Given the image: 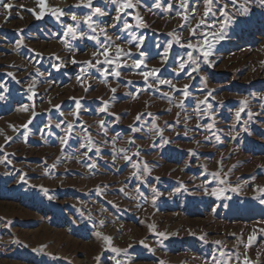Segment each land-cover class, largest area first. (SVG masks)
Masks as SVG:
<instances>
[{
	"label": "rangeland",
	"instance_id": "rangeland-1",
	"mask_svg": "<svg viewBox=\"0 0 264 264\" xmlns=\"http://www.w3.org/2000/svg\"><path fill=\"white\" fill-rule=\"evenodd\" d=\"M181 2L44 0L38 20V0H0V264H264V7L219 0L234 19L209 66L176 43L200 39L204 0ZM97 7L107 39L83 22ZM108 44L119 77L85 63ZM153 69L174 87L147 88L138 73Z\"/></svg>",
	"mask_w": 264,
	"mask_h": 264
},
{
	"label": "snow or ice",
	"instance_id": "snow-or-ice-1",
	"mask_svg": "<svg viewBox=\"0 0 264 264\" xmlns=\"http://www.w3.org/2000/svg\"><path fill=\"white\" fill-rule=\"evenodd\" d=\"M113 2L118 4V7L116 9V11L118 13H120L121 10L134 9L136 7V5L132 3V0H113ZM230 2H231V5L236 9L237 13H239L240 15L249 14V12H250L249 4L250 3H255L258 6L264 7V0H242V3L240 2V0H230ZM218 3H219V0H204V14H203V16L201 17V19L199 20V22L197 23L195 28L189 29L191 36H199L200 37V39H198L196 43H193L191 40L187 41L186 43H181L179 38L176 39V43L179 44L181 47H187L188 49H191L193 51H198L200 53V55L203 57V63L208 64L209 66H211L209 56L213 52L214 42H218L219 40L224 39L225 29L229 26V24L232 23V21L234 19V17L226 11V9L228 8L227 3L224 5V7L217 8V10L214 11V7H216L218 5ZM38 4H39V7L41 9V11L39 13H37L34 9H28V11L32 12V14L36 17V19L39 20L44 15V12H43V9L45 8L44 0H38ZM85 6L91 8L92 7L91 0H88V3ZM3 7L6 10H9L11 8V5L5 3V4H3ZM181 7H184V8L187 7V0H182ZM51 11H52V15L55 16L57 20H59L62 15L67 14V13L63 12V10H60V9H52ZM217 11L219 13V16L223 17L222 20L215 19L216 15H217ZM104 14L105 13L100 8H98V7L94 8L91 14H89L83 18V22L88 26V28L91 30V32L96 33L97 28L99 26L95 24V21H93L92 17L94 15L103 16ZM71 18L73 21H77L76 15H72ZM192 18H194V16ZM120 19H121V17L119 15H117V17H116L117 22H119ZM184 19H185V21H187L189 19V17L185 16ZM136 21H137V26L143 24V21L139 17H136ZM217 25H219V27H217ZM131 27H132L131 24H129L127 22L124 23L125 29H129ZM181 27H184V25H181ZM99 32L102 33L106 39L108 38V34L103 27H99ZM208 33H211V41H209ZM67 34H71L75 38L77 35V32L72 26H68L66 35ZM81 35L83 36V34H81ZM170 35H172V34L170 33ZM87 38L90 40H95L96 36L89 35ZM141 44H142V41L137 44V47H140ZM171 47H172V45L169 44L168 48H166L164 50L165 56H167L168 49ZM112 48H115V57H113L110 54ZM193 51H189L187 53V56H188V60L191 62V65H193L191 71L196 72L199 69V64H198L197 59H195L193 57ZM122 53H123V49L119 45L108 44V45L103 46L99 51L94 53V64H93V61H87L85 63H87L90 67L95 66V65H99L101 63H103L104 65L115 64V68L112 69L110 74L114 75L116 77H119L121 75V73L116 69H118L121 66V63L123 62V56L121 55ZM128 55H130V54L124 53V56H128ZM141 55H144V53H141ZM101 56L104 58L103 61H101L99 59V57H101ZM72 63H76V61L73 60ZM142 63H143V61H134L133 67L140 69ZM179 67L181 70H183L185 67V64L183 62H181ZM98 70L102 71V73H108L109 72V69L107 67H105L102 70L101 69H98ZM81 71H84V69L82 68ZM158 71H159L158 69H153L151 72L140 71L138 74L142 75L144 77L145 84L147 85V88H154L156 84H169V86L174 87L171 84V81L159 79V77L156 75V73ZM188 75L191 76V72H189ZM149 76L153 77L155 84L149 82V79H148ZM129 83H131V82H129ZM187 88H188V85H185V88L182 91V95L185 97H187L189 95ZM111 91L113 93H115L116 89L113 88V89H111ZM156 91H159V88H156ZM164 95H167V93H165ZM208 95H211V93H209ZM0 99H3V97H0ZM198 103L199 104H206L207 103V97L205 98V100H201ZM106 107H107V105H105L104 108H101V111H105ZM209 107H210V105H209ZM77 108H79V102L78 101H77ZM149 115H151V114H149ZM249 115H251V114H249ZM236 117L239 120V118L241 117L240 111L236 112ZM139 119H140V116H137V120H139ZM28 123H31V120H29ZM199 126L200 125L198 124L197 127H199ZM23 127L27 128V124H25ZM57 127H59V125H57ZM72 127L73 126L71 124L67 125V128L69 130H71ZM101 127H103V122H101ZM132 130L136 131L137 129L133 128ZM165 143H167V141H165ZM61 144H67V140L62 139ZM88 144L89 145L92 144V141L90 138H89ZM82 147H84V145H82ZM92 150H93L92 147L87 148L88 152H91ZM99 151H100V149H99V147H97L96 152L99 153ZM137 155H138V153H137ZM124 159L129 160L130 158L128 156H124ZM135 166L136 165L133 164V167H135ZM92 167H95V165H92ZM158 179L159 178L157 177V180ZM231 190L236 191V189H234V188ZM185 191H187V189H185ZM256 191H258L261 195H264V188H259ZM211 194L213 196L219 197L223 193L218 192L217 190L214 189V190H212ZM49 198H51V197H49ZM261 202L264 203V200H262ZM97 235H99V233ZM159 235L161 237L167 238L165 236V233H159ZM103 239L106 243L111 242L110 237H103ZM141 243L143 244V241H141ZM217 243H219V242H217ZM144 246L147 247V245H144ZM111 251L118 253L119 249L112 248ZM96 259L99 260L100 257L98 256ZM117 264H120V261H117Z\"/></svg>",
	"mask_w": 264,
	"mask_h": 264
}]
</instances>
